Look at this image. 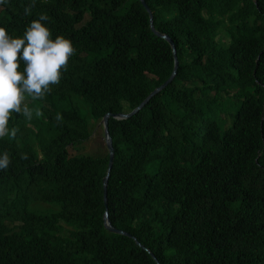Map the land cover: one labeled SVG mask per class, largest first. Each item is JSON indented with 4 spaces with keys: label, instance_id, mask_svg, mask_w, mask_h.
Listing matches in <instances>:
<instances>
[{
    "label": "trees",
    "instance_id": "16d2710c",
    "mask_svg": "<svg viewBox=\"0 0 264 264\" xmlns=\"http://www.w3.org/2000/svg\"><path fill=\"white\" fill-rule=\"evenodd\" d=\"M145 1L180 69L134 118L110 120L111 220L160 264H264V0ZM0 9L10 36L46 15L52 37L74 48L59 83L0 140L10 158L0 264H156L105 226L107 148L70 149L170 78V44L138 0H0ZM37 202L59 208L40 213Z\"/></svg>",
    "mask_w": 264,
    "mask_h": 264
},
{
    "label": "clouds",
    "instance_id": "9594fccd",
    "mask_svg": "<svg viewBox=\"0 0 264 264\" xmlns=\"http://www.w3.org/2000/svg\"><path fill=\"white\" fill-rule=\"evenodd\" d=\"M24 11L26 15L29 14L30 6L25 7ZM47 19L48 17L46 15H40L38 19L30 22L21 36L17 37L10 36L8 29L0 26V140L8 136L13 138L16 135V130L11 129L13 117L21 114H24L26 117L31 116V111L27 107L28 102L43 99L50 92V87L59 83L62 71L66 68L69 58L74 53L73 44L70 39L59 35L55 38L52 37L49 28L42 23V21H46ZM26 94L31 96V98L24 99ZM22 104L24 105L22 106ZM36 115L39 116L40 113L37 111ZM29 119L24 118L20 123L24 122L27 125L26 123ZM56 119H61L59 114H57ZM101 123L99 127L102 129L104 137V130ZM104 146L106 147L105 140ZM9 163V155L6 152H0V174L1 172L9 170ZM49 204L51 203L37 202L34 203V207L40 213L57 209L56 207L49 206ZM165 207L168 209L169 205ZM19 224V222H15L10 226L13 227ZM130 238L137 244L138 240L136 237L132 236ZM138 246L149 253L150 250L141 243Z\"/></svg>",
    "mask_w": 264,
    "mask_h": 264
},
{
    "label": "water",
    "instance_id": "95a60500",
    "mask_svg": "<svg viewBox=\"0 0 264 264\" xmlns=\"http://www.w3.org/2000/svg\"><path fill=\"white\" fill-rule=\"evenodd\" d=\"M141 4H143V7L146 9V11L148 12L149 16H150V27L152 32L160 37L161 39L166 40L171 48H172V52L174 55V70L172 75L170 76V78L160 87L156 88L154 90V92L138 107L136 108L132 113H130L129 115H112V114H107L105 116V118L103 119L101 126L103 127L104 130V140H105V145L108 149L109 152V162H108V171L106 174V177L104 178V192H105V203L107 206V213L105 216V225L106 228L113 232V233H117V234H121V235H127L129 237H132L131 235H129L128 233L117 229L116 227H114L111 219H110V213H109V183H110V178H111V173L113 170V167L115 165V159H116V148L115 145L113 146V140L110 137V132H109V123L111 119L117 120V121H127L133 117H135L136 115H138L150 102L152 99H154L156 96H158L160 93L163 92L164 89H166L170 84L173 83L175 77L177 76V73H179V69H180V60L179 57H177V51H176V46L174 41L172 40V38L168 35L162 34L161 32H159L155 26H154V22H153V13L151 11V9L148 7V4L146 3L145 0H138ZM135 239V238H134ZM136 240V239H135ZM137 244L140 245V243L137 241ZM144 248V247H143ZM149 253L152 255V257L154 258V260L156 261V264H160L158 259L155 257V255L149 251Z\"/></svg>",
    "mask_w": 264,
    "mask_h": 264
},
{
    "label": "rangeland",
    "instance_id": "374dc122",
    "mask_svg": "<svg viewBox=\"0 0 264 264\" xmlns=\"http://www.w3.org/2000/svg\"><path fill=\"white\" fill-rule=\"evenodd\" d=\"M31 126V125H30ZM101 144H104L103 131L99 125L95 126V131L92 133V137L84 144L76 145V147L71 148V154L76 153H96L101 147ZM51 207L58 208L57 204H49ZM170 207H168L169 209Z\"/></svg>",
    "mask_w": 264,
    "mask_h": 264
}]
</instances>
